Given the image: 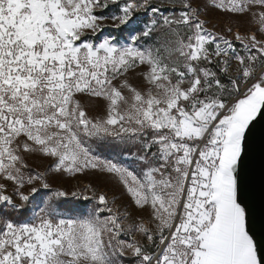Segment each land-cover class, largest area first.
<instances>
[{"label": "snow or ice", "instance_id": "snow-or-ice-1", "mask_svg": "<svg viewBox=\"0 0 264 264\" xmlns=\"http://www.w3.org/2000/svg\"><path fill=\"white\" fill-rule=\"evenodd\" d=\"M167 4L0 0V264H264V0H210L222 31ZM93 139L138 145V170ZM77 173L114 178L133 212L89 184L96 207L65 216Z\"/></svg>", "mask_w": 264, "mask_h": 264}, {"label": "rangeland", "instance_id": "rangeland-1", "mask_svg": "<svg viewBox=\"0 0 264 264\" xmlns=\"http://www.w3.org/2000/svg\"><path fill=\"white\" fill-rule=\"evenodd\" d=\"M160 0H154V3H159ZM197 3H199L202 7L204 5H207V8L205 9L204 13H202V17L206 18L209 21L208 27L213 31H222L223 25L225 22H232L229 20V17L224 16L223 14L219 13L218 10H214L210 4V0H196ZM167 7V8H166ZM178 8H172L167 4V0H165V6L161 8V11L167 14L169 11H178ZM115 8L108 9L107 12H105V15H108L110 13L115 12ZM145 16V17H144ZM142 20H147V14L142 15ZM110 24V22H109ZM213 25L215 27H213ZM142 27V24L140 25ZM114 35L117 37L118 41L121 43L127 42V33L122 32L118 29H113L110 26L107 27L104 32L101 34V38L103 35ZM155 42V37L152 39H148L145 41H142L143 46L151 45ZM236 47L239 49L240 45L238 42H235ZM128 79L134 84L139 85L140 84V78L135 74V72L129 74ZM89 143L92 144L94 148H96V154L101 155L104 158H115V160L121 164H124L128 166L131 169H137V161L133 160L131 158V153L136 152L138 149V145H128V146H119L116 145L115 142L108 140H96L93 139L89 141ZM100 145H106V147H100ZM127 157V158H126ZM29 165L35 170V171H43L45 170L46 165L49 163L47 160H40L36 158H29L28 159ZM92 184L97 192L103 191L110 200L116 199L118 204L121 205V211H129L130 213L133 212L134 205L131 203L130 198L127 196V194L123 191L122 186L118 184V182L111 177L108 176H101L99 174H83V173H77L76 177H70V176H64L62 181H60V186L62 187V190H67L69 192L71 191H81L82 195L77 198H73L69 196L67 200L69 201V204L67 207L75 209V211H68L65 212V216L68 217H80L84 216L88 213L89 210L96 207V201L93 199L85 200L83 199V196H92V192L85 190V186ZM47 195V193H45ZM42 199L34 202L32 205L29 206V211L27 213L26 218L31 219L33 212L39 211V207H42ZM0 215H3V213H0ZM8 215H13L12 213H8ZM103 215H107V213H104ZM16 219L18 220H24L25 217L16 216ZM126 239V237H124ZM124 260V264H135L134 258L131 257H124L122 258Z\"/></svg>", "mask_w": 264, "mask_h": 264}, {"label": "water", "instance_id": "water-1", "mask_svg": "<svg viewBox=\"0 0 264 264\" xmlns=\"http://www.w3.org/2000/svg\"><path fill=\"white\" fill-rule=\"evenodd\" d=\"M256 132H257V135H258L259 134V126H257Z\"/></svg>", "mask_w": 264, "mask_h": 264}, {"label": "trees", "instance_id": "trees-1", "mask_svg": "<svg viewBox=\"0 0 264 264\" xmlns=\"http://www.w3.org/2000/svg\"><path fill=\"white\" fill-rule=\"evenodd\" d=\"M167 8V7H166ZM142 15H145V14H142ZM145 17V16H144Z\"/></svg>", "mask_w": 264, "mask_h": 264}]
</instances>
